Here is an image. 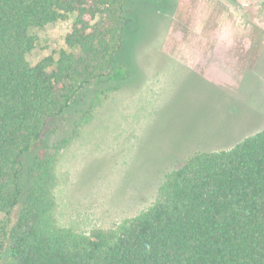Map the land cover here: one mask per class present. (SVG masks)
I'll list each match as a JSON object with an SVG mask.
<instances>
[{
	"label": "trees",
	"instance_id": "16d2710c",
	"mask_svg": "<svg viewBox=\"0 0 264 264\" xmlns=\"http://www.w3.org/2000/svg\"><path fill=\"white\" fill-rule=\"evenodd\" d=\"M125 1L0 0V264H264V128L228 150L192 153L145 210L111 228L56 223L59 155L111 89L72 108L92 82L129 78L113 64L121 34L112 48L99 23ZM69 16L70 52L30 64V30Z\"/></svg>",
	"mask_w": 264,
	"mask_h": 264
},
{
	"label": "rangeland",
	"instance_id": "374dc122",
	"mask_svg": "<svg viewBox=\"0 0 264 264\" xmlns=\"http://www.w3.org/2000/svg\"><path fill=\"white\" fill-rule=\"evenodd\" d=\"M121 10L99 23L112 48L121 34L113 64L129 78L86 86L71 111L111 92L55 167L56 223L80 233L145 210L192 153L228 150L264 128V0H126ZM74 18L31 29L27 61L69 51Z\"/></svg>",
	"mask_w": 264,
	"mask_h": 264
}]
</instances>
